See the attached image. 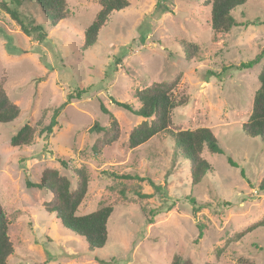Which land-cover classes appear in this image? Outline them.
<instances>
[{"label": "rangeland", "instance_id": "1", "mask_svg": "<svg viewBox=\"0 0 264 264\" xmlns=\"http://www.w3.org/2000/svg\"><path fill=\"white\" fill-rule=\"evenodd\" d=\"M128 1L130 6L110 17L97 44L86 51L85 29L100 10L96 0H66L67 17L55 28L34 3L12 5L26 24L44 23L42 40L26 36L0 7V82L5 78L8 96L21 108L14 122L0 125V205L14 245L9 264H101L95 258L106 264H171L175 255L197 264H264V228L232 242L264 218V191L259 190L264 142L242 128L264 59L251 69L224 71L253 60L264 48V0L236 8L235 18L249 26L229 33L212 29L206 0ZM181 40L199 46L194 59L186 58ZM177 76L175 97H187L188 104L173 113L169 132L131 149L130 132L143 119L113 100L138 109V90ZM80 90L86 92L62 110L54 134L40 137L53 110ZM101 104L113 117L101 111ZM113 118L120 137L95 154L93 145L102 134L90 129L95 123L108 127ZM25 124L39 126L34 143L13 147L11 138ZM197 128L212 129L224 153L204 151L213 171L193 185L190 162L176 156L172 134ZM75 168H85L90 177L78 214L113 208L101 249L90 250L84 238L46 211L52 199L48 190L26 186L27 179L39 183L46 169H56L75 187ZM192 199L205 205L197 217ZM198 223L205 229L196 243Z\"/></svg>", "mask_w": 264, "mask_h": 264}, {"label": "trees", "instance_id": "2", "mask_svg": "<svg viewBox=\"0 0 264 264\" xmlns=\"http://www.w3.org/2000/svg\"><path fill=\"white\" fill-rule=\"evenodd\" d=\"M100 5V10L95 19L85 29L82 51H86L98 42L101 30L107 25L110 17L130 6L128 0H96ZM248 0H206V5L211 7L210 25L216 33H229L234 27L249 26V24L240 23L234 16L233 12L236 8L244 6ZM24 2L34 3L39 8L43 20L49 27L55 28L63 19L67 17L66 0H12L11 4L0 1V7L10 15V17L20 26L21 31L28 37L37 34L39 40L44 39L46 35L44 23L42 24H26L19 10L13 6L19 7ZM184 46L186 58L192 60L199 51V46L187 40H181ZM264 59V48L251 61L241 63L240 65H232L226 69L246 70L251 69ZM260 86L255 94L254 104L251 115L242 128L244 133L251 138H260L264 142V63L262 71L259 75ZM6 80L3 78L0 82V125L14 122L21 114V108L14 103L8 96L5 85ZM180 85V77L170 81L154 83L149 87L138 90L135 94L140 103L138 109L132 104L113 100V104L118 108L127 111L134 116L140 117L143 121L132 129L129 135V147L135 149L146 144L156 136H160L171 130L173 123V113L185 107L188 104L187 97L176 98ZM86 90H80L76 95L70 94L68 100L53 110L50 123L44 126L38 133L40 137L49 139L54 134L55 128L59 125V117L62 110L73 100H79ZM100 109L103 113L113 117V115L101 104ZM45 117L43 113L42 119L38 122L40 125ZM38 125L31 126L25 124L12 138L11 145L13 147L31 146L36 137ZM92 133L102 134L95 144L93 151L100 154L101 151L118 141L120 137V128L116 119L113 118L112 123L108 127H102L99 123H95L90 129ZM173 142L177 147L176 156L188 160L190 162V174L193 185L201 183L208 173L213 171L212 165L204 158V151L207 150L213 154H223L224 151L218 144L217 137L210 128H197L195 130H178L172 134ZM228 163L234 167L237 164L228 158ZM65 164L63 163V166ZM73 175L76 178L75 187L66 176H63L56 169H46L39 183H35L27 179V188L46 189L52 199L46 204V211L55 213L60 219L64 227L82 237L87 242L89 249H101L108 241V221L113 213L111 206L101 207L98 210L86 214L79 215V208L85 199L89 185L90 177L85 168H75ZM242 175L244 173L242 172ZM259 190L264 191V177L259 183ZM194 207L192 215L197 217L198 213L205 205L198 204L195 200H191ZM157 212H152L150 223H153ZM199 235L196 243H199L204 236L205 226L198 223ZM264 228V218L254 224L249 225L242 231L235 234L232 242L242 240L248 234L256 230ZM10 220L0 205V264H9V258L14 254V245L9 235ZM99 263L106 264L105 260L95 258ZM171 264H197L190 259L182 258L175 255ZM204 264H218L206 262ZM250 264V263H248Z\"/></svg>", "mask_w": 264, "mask_h": 264}]
</instances>
